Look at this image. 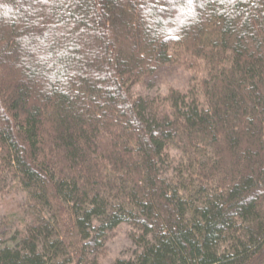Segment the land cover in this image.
Instances as JSON below:
<instances>
[{
	"label": "trees",
	"instance_id": "1",
	"mask_svg": "<svg viewBox=\"0 0 264 264\" xmlns=\"http://www.w3.org/2000/svg\"><path fill=\"white\" fill-rule=\"evenodd\" d=\"M173 62L204 73L130 93ZM0 167V264H101L121 224L114 264H257L264 0H0Z\"/></svg>",
	"mask_w": 264,
	"mask_h": 264
},
{
	"label": "rangeland",
	"instance_id": "2",
	"mask_svg": "<svg viewBox=\"0 0 264 264\" xmlns=\"http://www.w3.org/2000/svg\"><path fill=\"white\" fill-rule=\"evenodd\" d=\"M203 73L192 72L177 62L169 63L133 83L130 86V93L135 97L160 99L172 89L186 91L196 78L202 77ZM14 186V180L0 167V222L14 212L23 197ZM131 232L129 225L121 224L108 234L104 253L100 256L101 264H114L117 258H128L133 254L136 246L131 240ZM262 257L256 260L257 264L263 262Z\"/></svg>",
	"mask_w": 264,
	"mask_h": 264
}]
</instances>
